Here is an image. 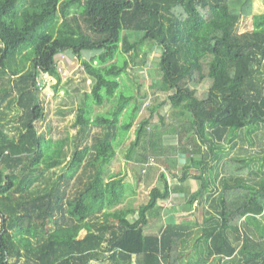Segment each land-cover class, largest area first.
Segmentation results:
<instances>
[{"label": "trees", "instance_id": "obj_1", "mask_svg": "<svg viewBox=\"0 0 264 264\" xmlns=\"http://www.w3.org/2000/svg\"><path fill=\"white\" fill-rule=\"evenodd\" d=\"M251 14L252 0H0V264H264V29L237 31ZM63 53L91 80L77 93L70 152L68 135L41 128L39 76L56 90ZM19 54L17 71L9 62ZM145 73L166 94L150 112L169 103L162 133L180 136L155 159L184 160L176 176L167 168L173 181L160 173L129 219L106 210L133 191L126 170L109 167L122 148L147 178L143 164L163 134L151 114L136 121ZM224 159L246 175H220ZM189 177L200 186L186 206L205 213H191V227L149 222Z\"/></svg>", "mask_w": 264, "mask_h": 264}, {"label": "rangeland", "instance_id": "obj_2", "mask_svg": "<svg viewBox=\"0 0 264 264\" xmlns=\"http://www.w3.org/2000/svg\"><path fill=\"white\" fill-rule=\"evenodd\" d=\"M252 13L250 16L247 17H241L238 25H237V31L238 32H244L247 30L252 29H264V0H252ZM23 54V53H22ZM22 54H19L17 56H14L12 60L9 62V67L13 70H19V67L22 63H20V59L22 58ZM149 59L154 61H157L158 54L157 52L152 53L149 56ZM56 61L58 64V70L61 74V82L58 86V88L55 90V80L50 79V77L47 74H40V87L41 90V96H44V106H45V115L46 119L43 122V125L41 126L42 132L45 133L47 136H51L54 139L63 138L64 136L68 135L69 138L67 140V145L65 146V151L70 152L72 148V128L70 126L72 120L74 119L75 113L77 111V108L79 107V99L77 97V93L88 91L90 89V79L86 77L80 63L75 57L69 58L64 53L56 57ZM29 65V62L27 63ZM151 66V65H150ZM28 67V66H27ZM154 67V66H153ZM151 67V68H153ZM146 69V67H145ZM140 74V73H139ZM155 74V71H154ZM153 74V75H154ZM8 75V74H7ZM6 75V76H7ZM145 86L144 89L148 92V99L144 102L142 105V108H140L138 116L136 121L138 122L144 117H149L151 114L149 120L152 124L157 125V133L155 134H163L162 130L166 129L168 125L173 121V115H172V107L169 103H166L165 105L159 107L155 112H150L149 107L151 106L153 100H155V103L161 102L166 94L161 91H155L153 93V88H150V83L152 81V77L148 75V73H145ZM139 78H142V75H139ZM0 88H1V82H0ZM0 91H2L0 89ZM148 102V103H146ZM103 106V105H102ZM104 107H98L95 106L94 112L100 110H103ZM106 110V109H105ZM11 114L18 113V109L11 105L8 109ZM93 112V114H94ZM51 127V131L48 130V127ZM49 131V132H48ZM8 134H11L13 131L12 129L7 130ZM69 132V134H66ZM177 134H173L170 138H167V134L161 135V138L158 137L157 141L155 142V146L151 148V151L148 153L150 158H158L161 155L164 156L163 152L167 144L170 143H177L178 139L175 137ZM133 139V131L129 132V140ZM179 143V142H178ZM165 146V147H164ZM115 160L116 163L121 164L120 167H124V153H116ZM114 160V159H113ZM178 162L175 163V166L178 168L181 164L184 158L177 159ZM156 165L152 166L153 170V178L151 181H141L142 177H138V170L139 168L133 165V167L130 168V171H127L126 180H129L133 185V190L136 192H132V194H129L126 196L125 200L122 201L114 206L107 207L106 210L109 211H118L122 210L123 208H131V209H137L141 204H143L146 201V196L149 193V190L151 189L150 186L154 185V178H158L160 173L162 171H166L167 175L166 177H169L170 180L173 178L171 177L170 173L167 171V165L168 163L163 162L162 160L158 161L155 159ZM124 164V165H123ZM129 165V164H128ZM138 165V164H137ZM63 164L58 166L56 170H60ZM126 168V167H125ZM177 168H173L175 173L177 172ZM114 167H110L109 171H112ZM228 171H231V169L227 168ZM116 172V171H114ZM140 175V174H139ZM143 176V175H142ZM173 181V180H172ZM156 184H158V181H156ZM126 194L128 193L125 191ZM73 193V192H72ZM166 204H170L166 203ZM137 212V211H136ZM131 215H137L136 213H132ZM84 234V231L80 233V236ZM91 264H98V263H91ZM105 264V263H101Z\"/></svg>", "mask_w": 264, "mask_h": 264}, {"label": "crops", "instance_id": "obj_3", "mask_svg": "<svg viewBox=\"0 0 264 264\" xmlns=\"http://www.w3.org/2000/svg\"><path fill=\"white\" fill-rule=\"evenodd\" d=\"M172 135H167V138H170ZM175 137L180 138L179 135H175ZM180 148V146H178ZM179 151V150H178ZM123 153V149L122 148H119L116 150V153ZM180 158V157H179ZM115 160H117V158L115 157L114 160H113V163L111 164V168L114 167V169H112V171H117V170H120V169H126L127 171H130V166L128 164H131L132 162H129V161H125L124 160V164H127V165H124V167H120L121 164L119 163H116ZM154 162V160H153ZM176 163V162H175ZM156 165L155 164H152V165H149L147 170L145 172L148 173L147 175V178L146 180L149 182L152 180L154 174H153V170H152V166ZM109 167V168H110ZM126 167V168H125ZM183 167V163L177 168L175 166V164H171L170 166L167 165V168H169L171 174H176L182 169ZM173 168H177V172L175 173L174 169ZM227 168L231 169V171H228ZM140 170H141V167H140ZM146 173V174H147ZM224 173V174H227V175H233V176H244L246 175L247 171H246V168L243 166L242 163H238V162H235V161H231L229 159H224L222 160V163L220 164V175ZM167 174V173H166ZM220 177V176H219ZM169 181H171L169 179V177H167ZM173 179H175L174 177H172ZM262 178H263V181H264V175H262ZM144 179H142L141 181H146ZM219 180V178H218ZM218 180H217V186H218ZM156 181H158V178H154V185H151V187L155 186V185H159V182L158 184H156ZM186 183L182 186V185H178L175 187L174 191L172 192V195L169 199V201L167 202H163L162 204H166V203H169L170 202V205H172L170 208V210L167 208L168 212L164 213L163 215H161L160 218H152L150 219L149 222H151V220H155V222L153 223L154 225H157L159 223H166L167 221L168 222H176V223H181L183 221H186L188 223V225H190L191 223V220L193 219L191 213H194L197 215L199 214H204L205 213V210H201L199 211L198 210V203H194V205L192 206H186V202H187V199H188V196L194 192L195 190H197V188L200 186V181L198 179H194L193 177H189L186 181ZM211 186V185H210ZM220 188V187H219ZM127 194L125 192V195L122 199V201L125 200L126 196H128L129 194H132V192H136L135 190H127ZM215 195V194H214ZM147 197V196H146ZM204 208H208V204L206 203L204 205ZM119 213L121 215H124L125 217L129 218V219H135L136 216L135 215H131L132 213H136L137 209H131V208H123L122 210H118ZM195 216V217H196ZM201 222L200 219H198ZM192 225H190L191 227ZM193 229L196 228V226L192 227Z\"/></svg>", "mask_w": 264, "mask_h": 264}, {"label": "built area", "instance_id": "obj_4", "mask_svg": "<svg viewBox=\"0 0 264 264\" xmlns=\"http://www.w3.org/2000/svg\"><path fill=\"white\" fill-rule=\"evenodd\" d=\"M152 163H153V158H149V160L143 164L144 167L142 171L145 172L146 167L151 165Z\"/></svg>", "mask_w": 264, "mask_h": 264}]
</instances>
